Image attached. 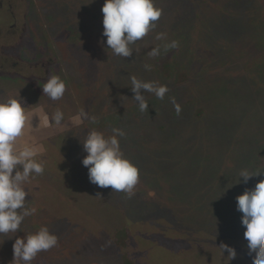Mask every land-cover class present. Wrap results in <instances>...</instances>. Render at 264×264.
<instances>
[{
  "label": "rangeland",
  "instance_id": "rangeland-1",
  "mask_svg": "<svg viewBox=\"0 0 264 264\" xmlns=\"http://www.w3.org/2000/svg\"><path fill=\"white\" fill-rule=\"evenodd\" d=\"M6 1L14 6L0 8V28L14 20L17 33L1 51L16 67L0 72V100L21 98L50 120L65 113L61 126L30 136L45 172L26 185L36 212L16 235L46 226L58 237L31 264H127L132 255L130 264H252L238 207H208L264 180L237 184L243 168L264 172V0H155L162 16L126 58L102 35L105 0ZM52 75L66 83L57 101L43 92ZM132 76L169 91L161 100L142 89L149 109L140 112ZM113 128L125 131L122 152L140 172L131 193L92 183L82 163L88 134ZM12 235H0V264H11Z\"/></svg>",
  "mask_w": 264,
  "mask_h": 264
},
{
  "label": "clouds",
  "instance_id": "clouds-1",
  "mask_svg": "<svg viewBox=\"0 0 264 264\" xmlns=\"http://www.w3.org/2000/svg\"><path fill=\"white\" fill-rule=\"evenodd\" d=\"M101 11L102 35L107 37V46L115 55L126 58L132 55L131 45L156 28L163 10L156 6L155 0H105ZM166 47L176 48L178 43L172 41ZM158 53L159 49H154L150 55L155 57ZM131 86L135 92L134 100L139 101L140 112L149 109L145 95L141 94L142 89L161 100L169 91L167 85L144 81L136 76L131 77ZM43 92L53 101L60 100L65 95L66 83L58 75H52L43 84ZM28 109L21 98L0 100V235L15 234L10 236L15 237L11 264H31L39 253L58 245V237L46 226L33 234L16 235L22 231L25 219L36 212L34 207L26 206L29 201L26 197L30 196L26 185L45 172V162L40 158L43 146L30 139L31 133L41 127L61 126L65 118L60 109L52 114L51 120L47 113H31ZM34 115L39 117L37 127H33ZM84 116L86 113L81 110L71 120L79 125ZM96 119L92 117L93 122ZM112 131L114 134L110 137L97 130L88 134L84 142L88 155L82 163L89 168L92 183L100 187L111 186L113 191L131 193L139 181L140 172L122 152L119 138L126 135L125 131L121 128H113ZM262 174L264 172L243 168L239 171L237 184H247ZM236 200L238 210L243 214L241 223L246 229L244 239L252 264H264V180L258 181L254 188L246 189ZM220 248L223 253H228L230 261L237 257L233 247L222 244Z\"/></svg>",
  "mask_w": 264,
  "mask_h": 264
},
{
  "label": "flooded vegetation",
  "instance_id": "flooded-vegetation-1",
  "mask_svg": "<svg viewBox=\"0 0 264 264\" xmlns=\"http://www.w3.org/2000/svg\"><path fill=\"white\" fill-rule=\"evenodd\" d=\"M5 6L8 9H11L13 8L14 4H11L10 2L7 4L6 0H0V8L1 9L5 8ZM13 26L16 27L17 29V25L14 20H13V23L4 25V28H0V72L1 71L6 72L8 68L10 69V68L16 67L12 57H9L8 55H6L5 53L1 51V48H2L1 45L3 42L11 44L12 43L11 40L15 39V34L17 33V30L13 29ZM12 60H13V63L11 62ZM11 64H14V65L12 66Z\"/></svg>",
  "mask_w": 264,
  "mask_h": 264
},
{
  "label": "trees",
  "instance_id": "trees-1",
  "mask_svg": "<svg viewBox=\"0 0 264 264\" xmlns=\"http://www.w3.org/2000/svg\"><path fill=\"white\" fill-rule=\"evenodd\" d=\"M165 65L171 67V64L168 61H165ZM9 70H11V68ZM29 107L30 109H33L34 106H29ZM218 201L216 200V202L214 201L211 205H209L208 210L211 212V214L213 215H228L227 213L237 214V212L233 210V207L235 208L237 207V203H236L237 201H226V200H220V199ZM125 238H129V235H126ZM129 249L130 248H128V250ZM133 260H138V258H135L132 255V258L130 259V261H133ZM130 261L127 262V264H130L131 263Z\"/></svg>",
  "mask_w": 264,
  "mask_h": 264
}]
</instances>
